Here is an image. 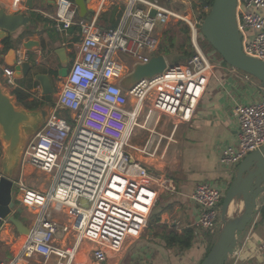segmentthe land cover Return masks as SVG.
Listing matches in <instances>:
<instances>
[{
	"label": "built area",
	"instance_id": "2783aa9c",
	"mask_svg": "<svg viewBox=\"0 0 264 264\" xmlns=\"http://www.w3.org/2000/svg\"><path fill=\"white\" fill-rule=\"evenodd\" d=\"M122 2L115 26L108 27L98 25L95 17L78 16L73 0H56L51 16L55 30L64 33L77 27L78 43L66 76L57 78L60 84L55 85L48 120L30 137L21 155V168L28 164L45 173L49 185L46 190L28 186L21 173L12 179L19 203L38 216L13 258L0 264H17L34 255L42 258L38 264H70L84 240L95 244L92 258L104 264L108 251L118 252L127 238L141 236L159 190L174 191L172 180L153 175L129 150L151 156L147 144L135 147L128 138L135 125L140 127L137 120L142 116L157 113L180 121L191 119L213 67L198 42L208 8L190 17L182 8L171 7L184 6L185 0ZM262 10L264 0H236L242 50L264 61ZM173 19L188 25L192 55L124 87L122 82L135 65L158 54L160 30ZM40 55L34 65L41 63ZM25 61L31 62V56L20 45L15 48V65ZM1 74L6 86H15L13 66H3ZM259 89L257 101L234 109L238 134L235 143L221 149L222 166L238 164L264 144V86ZM59 112L63 114L57 116ZM227 187L209 182L194 186L191 198L199 208L195 222L199 230L216 234ZM62 212L70 215L69 224L56 219ZM70 233L72 246L65 243ZM51 256L57 260L50 262Z\"/></svg>",
	"mask_w": 264,
	"mask_h": 264
},
{
	"label": "crops",
	"instance_id": "0c3cea01",
	"mask_svg": "<svg viewBox=\"0 0 264 264\" xmlns=\"http://www.w3.org/2000/svg\"><path fill=\"white\" fill-rule=\"evenodd\" d=\"M41 0H33V10L25 8V0H0V7L6 13L14 12L18 9L22 14L29 17L26 25L20 26L14 33H5L0 36V77L2 78L1 68L7 66L3 63V59L8 49L4 48L3 39L9 37L11 47L16 48L22 42L33 39L39 42L37 48L28 52L31 56V63L40 55L43 62L36 64L32 73L27 77H31L34 83L33 75L35 72L41 71L48 73L57 86L59 79L54 77L53 71H57L60 67L59 56L56 50L63 48L65 55L69 58V65L74 54L71 53L75 49L78 42V28L72 26L68 32L59 33L53 26L52 13L54 12L56 0L52 7L44 3V7L40 5ZM86 8L92 9L93 12L88 14V17L96 18L98 25H109L112 21L117 22L122 8V0H88ZM35 12L47 21L31 20V13ZM264 16V10L261 11ZM251 32V31H250ZM49 51V52H48ZM46 54V55H45ZM48 57V61L46 58ZM71 57V59H70ZM46 60V61H44ZM208 76V80L204 87L203 93L197 102L196 109L188 121L177 122L182 123L178 135L180 134L178 144V156L175 163L171 165L168 175L172 176L170 180L173 182L174 191L177 196L178 204L175 205L169 199H163V192L159 190L157 199L150 213L147 226L141 236L136 238H128L129 246H134L133 249L118 251H108L107 259L104 264H200L205 257L209 245L216 239V234L210 235L199 230L196 225L199 208L192 200L191 193L196 183L209 182L212 185L227 187L235 173L236 165L222 166L219 164V154L221 149L227 144H233L236 141L238 134V122L235 116L234 109L238 104L252 103L259 98L260 81L240 70H237L229 65L220 66V75L214 73V64ZM215 78L216 83L212 84V78ZM25 78V77H23ZM22 77H15V86L3 87L10 96H13L15 104L25 108L22 103H19L15 97L14 90L16 88L24 89L28 93L27 98H23L22 102L27 103L31 100L40 101L42 98L41 89L37 85L26 89V86L19 82ZM3 79V78H2ZM28 84L25 81L24 85ZM3 86V85H2ZM6 86V85H5ZM38 91V96L35 99L32 95L33 91ZM54 96V93H53ZM40 108V107H39ZM37 108L36 110H38ZM35 110V109H34ZM175 122V124H177ZM176 126V125H175ZM141 127V126H140ZM148 131V129L144 127ZM35 131L30 134H25L26 139L30 138ZM147 149L153 154H156L157 146H153L151 138L146 140ZM145 144H132L135 147H142ZM142 155V154H141ZM135 157V156H133ZM140 160L148 168L159 169L158 166L150 158L142 155ZM136 158V157H135ZM158 160V158H156ZM160 167V166H159ZM26 170H33V167L26 165L23 167ZM161 170V169H160ZM41 176L45 174L37 171ZM161 175V174H160ZM163 177V175H161ZM13 188V185H12ZM163 195V196H160ZM229 209L230 215H236L243 209L241 200L232 202ZM14 212L15 209H13ZM65 215V220L58 219L63 224H69L71 217L69 214L62 212ZM62 215V214H61ZM60 215V216H61ZM25 223V221L23 220ZM26 224V223H25ZM27 225V224H26ZM33 225V223H32ZM31 225V226H32ZM31 227L30 225H27ZM192 229V239L190 246L187 248L168 247L163 239V235L169 231L182 232L185 228ZM220 228V227H219ZM68 234H65V236ZM68 235L67 241L60 240L59 242L67 243L72 246L74 244L73 237ZM24 237L19 235L14 226L9 221H4L0 227V253L1 249L5 250L0 260L9 261L13 258L15 252L20 248ZM131 242V243H130ZM264 243V184L263 190L256 199V206L253 210L252 218L246 228L237 233V243L235 252L229 257L224 264H264V248L261 245ZM86 244V245H84ZM95 247L93 242L84 240L78 245L77 250L70 264H99L92 258V249ZM38 255L24 258L22 257L17 264H34L39 263ZM42 259V258H41ZM57 260V257L51 256L50 262Z\"/></svg>",
	"mask_w": 264,
	"mask_h": 264
},
{
	"label": "water",
	"instance_id": "95a60500",
	"mask_svg": "<svg viewBox=\"0 0 264 264\" xmlns=\"http://www.w3.org/2000/svg\"><path fill=\"white\" fill-rule=\"evenodd\" d=\"M41 1H43L41 7H44V3L52 7L54 3V0ZM73 1L78 16L88 18V14L93 12L92 9L86 8L88 0ZM24 5L28 10H33V0H25ZM28 21L29 17L18 9H14L12 13H6L0 7V36L5 33H14ZM200 32L229 66L251 75L264 86V61L247 55L242 50V34L239 32L236 20V0H213L200 25ZM21 45L31 50L37 48L39 42L28 39ZM56 53L59 56L60 67L54 77L64 78L68 71L69 58L66 57L63 48L57 49ZM3 63L14 67L16 78L28 77L34 70L30 61H25L20 66L15 65L14 47L8 49ZM166 66L167 61L163 54L153 55L147 63L135 65L133 71L123 80L122 85L127 88L141 78H150L161 73ZM33 78L39 83L41 95L45 101L38 110H28L17 106L13 96H10L0 85V141L6 144L4 153L7 158L5 172L0 173V225L3 221H9L16 232L23 237L29 235L30 228L14 215L12 172L17 167V155L21 144L25 143V134L36 132L39 129V123H45L48 120L55 88L53 77L48 73L38 71L34 73ZM23 126L27 127L25 134L22 133ZM263 184L264 144L259 149L248 153L237 164L233 178L222 198L221 226L215 241L200 264H224L233 254L237 243V233L243 231L251 221L256 199L263 190ZM236 200L242 201L243 209L236 215H230L229 205ZM81 203L87 204L85 200H81ZM15 211L21 212L22 209L18 207Z\"/></svg>",
	"mask_w": 264,
	"mask_h": 264
},
{
	"label": "rangeland",
	"instance_id": "374dc122",
	"mask_svg": "<svg viewBox=\"0 0 264 264\" xmlns=\"http://www.w3.org/2000/svg\"><path fill=\"white\" fill-rule=\"evenodd\" d=\"M185 1H186V3L184 4V6L183 5L179 6L177 4H171V7L182 8V11L184 10V12H186L190 17L197 16V13L199 11H202V10L207 8L206 5H200L199 0H185ZM209 9H208V11H209ZM160 32L161 33H160V45H159V47L161 45H165V43H166L165 35L166 34L173 37L174 45L171 47L168 55L167 54L164 55L163 53H159V50H158V54H163L165 56L167 63H169L171 65L176 64V63H183L185 61L186 57L179 58L181 56L182 52L183 51H187V52L193 51V47L190 43V38H189L188 25L183 20H180V19L174 20L173 19L168 24H166L160 30ZM198 42H199V45H200V48L202 49V51L207 55V57L210 59L211 63L214 64V67H215L214 73L217 76H219L220 75V69H221L220 66H225V65L227 66L228 64L221 58V56L215 51V49L208 43V41L202 35L199 37ZM74 52H75V49H72V47H71V53L74 54ZM70 59H71V57H70ZM46 60L48 61V57L46 58ZM46 60H44V61H46ZM42 62H43V60H42ZM68 66H69V64H68ZM33 67L35 68L36 66L34 65ZM25 80H27V79L24 78L19 83L24 86ZM215 83H216V81H215V78L213 77L212 78V84H215ZM0 85H3V87H7V86H5V83L1 77H0ZM29 89H31V88H29ZM38 93L39 92L35 90V91H33L32 96L35 99H37L38 96L36 94H38ZM62 114H63V112H59L57 114V116H61ZM175 122H177V120L175 118L166 116L164 114L153 113L150 115L149 118H146V119L144 116H142L137 120V123H139L141 127L135 125L133 127V130H132L129 138H128V143L131 145L132 144H136V145L145 144L146 140L149 139V137L151 138L153 146H157L156 154L153 156H157L156 158H158V160H156L155 157H149V156H146V157L150 158L151 160H155L153 162L156 164V166H158L159 169H153L154 167H151V168H148V170L153 175L159 176L161 174V175H163V178H166V179L172 178V176L168 175V172L170 171L171 165L175 163V160H176L175 158H176V156H178V153H179L178 144H179V139H180L181 133L178 135V132L180 130L179 129L180 126H182V123L177 122V124H175ZM43 124L44 123H41V124L39 123V128H41L43 126ZM144 127L148 128V129H152L153 132L148 131ZM26 128H27L26 126L22 127V133L23 134H25L24 132H25ZM29 139L30 138L26 139L25 143L23 141L24 144H21V146L19 148L18 155H17L18 156L17 157V164H16L17 167L12 172V175H13L12 179H15V180L18 179L19 175L21 173V175L23 176V181L25 182V184H27L28 186L40 189V190H46L48 188V185H49L48 175L42 174L40 176L37 173L38 170H36L34 168H33L34 171L23 169V167L21 168V155H22V152L25 149ZM1 145H2V154L0 156V173L5 172V165L7 164V158H6V155L4 153V149L6 147V144L3 141H1ZM129 150L131 151L132 155L135 156L136 158L143 159L142 155L138 151L133 150L131 148H129ZM12 194H13L14 200H15L14 209L20 207L22 209V211L20 212L21 217L23 218V220L25 221V223L27 225L31 226L32 223H34L36 221L38 213H35L34 210H32V211L29 210L28 207L22 206L19 203V201L16 198L17 197V189L14 186L12 188ZM163 195H160V196H163V198L161 200H159L160 202H162L163 199H169L170 201H173L175 205L178 204V202H177L178 201L177 200L178 195H175V193H169L168 191H165V192H163ZM55 217H56V219H59L61 217L60 220L66 219L65 215H63V213H58L55 215ZM3 222L1 223V225L3 224ZM1 225H0V227H1ZM127 240H129V239L127 238ZM127 240L123 244V247H122L123 250L133 249L134 246H131V245L129 246V241H127ZM84 245H86V244H84ZM1 250L2 251L0 253V257L3 256V253H4L3 250H5V249L2 248ZM33 258H35V257H33ZM38 258L39 259H37V258H35V259L41 260L40 256H38ZM33 263L36 264L37 262H33Z\"/></svg>",
	"mask_w": 264,
	"mask_h": 264
},
{
	"label": "trees",
	"instance_id": "16d2710c",
	"mask_svg": "<svg viewBox=\"0 0 264 264\" xmlns=\"http://www.w3.org/2000/svg\"><path fill=\"white\" fill-rule=\"evenodd\" d=\"M199 2H200V5H206L207 8L209 9L210 6L212 5L213 0H199ZM40 18H42V17L39 16V14H37L35 12L31 13V20H39ZM42 20L43 21H47L44 18H42ZM115 24H116V22L112 21L107 26L108 27L109 26H115ZM100 26H104V25L101 24ZM165 38H166V43H165V45H161L159 47V53H163L164 55H166V54L168 55L171 47L174 45V41H173V37L170 36V35L166 34ZM3 44H4V48L11 47V43H10L9 37L3 39ZM192 53H193V51L192 52L183 51L179 58L186 57V59H187L189 56L192 55ZM53 73H54L55 76L57 75V71H53ZM25 78L27 79L25 81H28V84L24 85V86H26L25 87L26 89L31 88L35 84L37 85V81H35V80H34L35 82L32 83L33 79L31 77L29 79L27 77H25ZM24 91H25L24 89L16 88L14 90V94H15V97H16L17 101L19 103H22V105L26 109L34 110V109H37V108H39V107H41L42 105L45 104L43 96H42L41 100L38 101V102H37V100L33 99L30 102L23 103L22 99L23 98H27L29 96L28 93L24 92ZM1 154H2V145H1V141H0V156H1ZM14 215H15L16 218H20L21 220H23V218L21 217V213L20 212L16 211ZM163 239H164V241L166 243V246H168V247L187 248V247L190 246V243H191L192 229L189 228V227L185 228V229L182 230L181 233H179L177 231H169V232H167L166 234L163 235ZM211 246H212V243L209 245L207 252L209 251Z\"/></svg>",
	"mask_w": 264,
	"mask_h": 264
},
{
	"label": "bare ground",
	"instance_id": "6f19581e",
	"mask_svg": "<svg viewBox=\"0 0 264 264\" xmlns=\"http://www.w3.org/2000/svg\"><path fill=\"white\" fill-rule=\"evenodd\" d=\"M152 12H154V11H152ZM152 12H151V14H152ZM153 14H154V13H153ZM153 14H152V15H153ZM202 21H203V20H202ZM202 21H201V23H202ZM201 23H200V25H201ZM200 25H199V27H200ZM157 74H158V73H157ZM232 204H233V203H231V204L229 205L228 213H230V212H229V209H230V207L232 206Z\"/></svg>",
	"mask_w": 264,
	"mask_h": 264
},
{
	"label": "flooded vegetation",
	"instance_id": "af4514ba",
	"mask_svg": "<svg viewBox=\"0 0 264 264\" xmlns=\"http://www.w3.org/2000/svg\"><path fill=\"white\" fill-rule=\"evenodd\" d=\"M53 82H54V80H53ZM56 90V87L54 88V91Z\"/></svg>",
	"mask_w": 264,
	"mask_h": 264
}]
</instances>
